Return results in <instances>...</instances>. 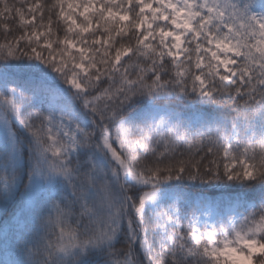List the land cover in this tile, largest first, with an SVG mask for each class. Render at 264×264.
I'll return each instance as SVG.
<instances>
[{
  "label": "snow or ice",
  "instance_id": "6c2138e0",
  "mask_svg": "<svg viewBox=\"0 0 264 264\" xmlns=\"http://www.w3.org/2000/svg\"><path fill=\"white\" fill-rule=\"evenodd\" d=\"M0 264H264V0H0Z\"/></svg>",
  "mask_w": 264,
  "mask_h": 264
},
{
  "label": "trees",
  "instance_id": "16d2710c",
  "mask_svg": "<svg viewBox=\"0 0 264 264\" xmlns=\"http://www.w3.org/2000/svg\"><path fill=\"white\" fill-rule=\"evenodd\" d=\"M210 195H219V193L213 192V193H210Z\"/></svg>",
  "mask_w": 264,
  "mask_h": 264
}]
</instances>
